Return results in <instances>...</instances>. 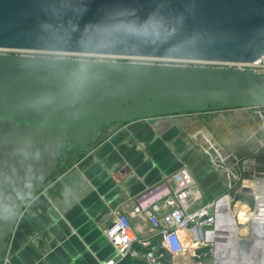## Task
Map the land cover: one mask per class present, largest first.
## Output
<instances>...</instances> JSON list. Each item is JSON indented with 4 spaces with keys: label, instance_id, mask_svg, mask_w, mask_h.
I'll use <instances>...</instances> for the list:
<instances>
[{
    "label": "water",
    "instance_id": "1",
    "mask_svg": "<svg viewBox=\"0 0 264 264\" xmlns=\"http://www.w3.org/2000/svg\"><path fill=\"white\" fill-rule=\"evenodd\" d=\"M0 48L264 63V0H0ZM211 104L264 105V69L0 54V264L64 149Z\"/></svg>",
    "mask_w": 264,
    "mask_h": 264
},
{
    "label": "crops",
    "instance_id": "2",
    "mask_svg": "<svg viewBox=\"0 0 264 264\" xmlns=\"http://www.w3.org/2000/svg\"><path fill=\"white\" fill-rule=\"evenodd\" d=\"M254 122L259 125L247 110L221 106L111 124L56 178L37 183L7 238L6 264L116 260L117 249L104 235L116 212L130 219L139 241L115 264H148L150 251L162 252L164 264H220L219 248L233 240L227 217L243 206L239 199L252 196L242 191L243 183L261 176L258 156L245 147L259 132ZM182 167L194 178L196 197L189 208L216 201L217 223L201 226L197 237L180 229L184 249L172 255L161 248V235L147 217L134 210L154 207L157 215L164 213L173 190L171 175ZM254 187L259 190L258 181Z\"/></svg>",
    "mask_w": 264,
    "mask_h": 264
},
{
    "label": "built area",
    "instance_id": "3",
    "mask_svg": "<svg viewBox=\"0 0 264 264\" xmlns=\"http://www.w3.org/2000/svg\"><path fill=\"white\" fill-rule=\"evenodd\" d=\"M0 50H20L0 48ZM22 51H38L46 53L44 56L70 58L67 55L75 54L70 52L44 51V50H22ZM88 55V54H85ZM92 55V54H89ZM110 56L115 61L117 59H128L127 61L140 62V60H167L165 58L156 57H141V56ZM168 64L185 65V66H201V67H222L228 69H243L250 72H261L264 69L262 58H258L249 62L235 61H196L194 63H184L178 59H172ZM150 63V62H145ZM154 63V62H153ZM205 63V65H197ZM166 64V63H165ZM241 109L251 112L257 119L261 131L264 133V105L237 106ZM232 108V107H230ZM261 147L264 146V140L261 141ZM261 176L254 177L249 183H243L242 191L246 194H251L254 197L252 211L248 218V237L246 239H255L254 229L260 227L263 232V246L259 251L258 262L264 264V174L259 172ZM173 190L165 201L167 210L161 215H157L156 209L153 207L141 208L137 207L134 210L135 214H142L147 217L153 229L157 230L161 235V248L172 255L180 253L184 249V245L179 237L178 231L186 229L192 236L197 237L199 234L197 228L201 226H212L217 223L215 212L208 213V208L216 205V201H211L208 205L199 206L194 209L189 208L190 201L194 200L192 195V187L194 178L191 173L182 167L176 170L172 175ZM259 182V190L255 189V182ZM245 185V186H244ZM196 197V196H195ZM104 235L117 249L118 259L109 260L105 264H115L123 260L128 253L131 252V247L134 242L139 241L136 233L133 230L130 219L123 213L116 212L112 223L104 230ZM148 264H164L162 252L146 253ZM1 264H6L5 258ZM188 264H202L201 261L193 260Z\"/></svg>",
    "mask_w": 264,
    "mask_h": 264
},
{
    "label": "rangeland",
    "instance_id": "4",
    "mask_svg": "<svg viewBox=\"0 0 264 264\" xmlns=\"http://www.w3.org/2000/svg\"><path fill=\"white\" fill-rule=\"evenodd\" d=\"M72 53V52H71ZM0 54H17V55H33V56H44L46 53L44 52H38V51H22V50H0ZM70 58H79V59H98V60H113L112 57L110 56H97V55H85L83 53H75L71 55H67ZM167 60H140V62H150V63H170L172 62L171 60L174 58H165ZM175 59L181 60L184 63H194L196 61H205L206 59H196V58H184V57H177ZM121 61H127L128 59H117ZM197 65H205V63H198ZM221 106H227V107H233L236 108L235 106L231 105H224V104H211L208 109H216ZM239 108V107H237ZM257 122L255 124L254 122V128L258 129ZM110 126V125H109ZM108 126L102 127L99 129V132L97 135L93 138V140L90 142V146L92 147L96 142H98L101 138L105 136L107 133ZM258 139L264 140V133L261 131L259 127V132H257L255 138L250 141L252 145L245 146L246 149L250 148V151L254 150V156H258L259 159V169L260 172L264 174V146L261 147V144L258 142ZM85 153L84 150H78L76 146L66 148L62 151L61 155V164L56 168L54 172L51 174L43 177L42 179L37 180V178L33 177L32 180V187L31 191L26 197L24 203L27 201V199L32 195V193L35 192L36 189H38L37 183L38 182H43L44 184H47V182L53 180L56 178L61 172H63L69 165H71L74 161H76L81 155ZM260 188V187H259ZM244 199H239L240 203L243 204L240 205L239 207H235V213L233 216L227 217L229 220V234L232 236L231 240L232 242L228 243V246L220 247L219 248V263L220 264H238V258L245 260L246 264H257L253 263L251 260H253L252 257H254V253H251L255 250L256 248V240L260 237L259 235V227L256 226L254 229V237L255 239H246L248 236V224L249 222L247 221L249 216H250V211H252L253 207V202H254V197L253 196H246L243 197ZM242 206V209H241ZM250 208H249V207ZM241 209V210H239ZM238 210V211H237ZM208 213H212V207L208 208ZM234 217V218H233ZM235 221V222H234ZM235 223H239V226L235 225ZM231 239V238H230ZM239 249L243 250L244 252H248L250 255L242 256L241 254L239 255ZM239 255V256H238ZM252 256V257H251Z\"/></svg>",
    "mask_w": 264,
    "mask_h": 264
},
{
    "label": "bare ground",
    "instance_id": "5",
    "mask_svg": "<svg viewBox=\"0 0 264 264\" xmlns=\"http://www.w3.org/2000/svg\"><path fill=\"white\" fill-rule=\"evenodd\" d=\"M71 53V52H70ZM72 53H78V52H72ZM248 221V220H247ZM259 234H260V239H258V240H256V248H255V250L253 251V252H251V253H254L253 255H254V257H252L253 258V260H252V262L253 263H257V264H260L259 262H258V255H259V251L261 250V248H262V246H263V232H262V229L259 227V232H258ZM242 255V256H246L247 254H249L248 252H244L243 250H240L239 249V255ZM238 255V256H239ZM238 264H246L245 263V260H242V259H240V258H238Z\"/></svg>",
    "mask_w": 264,
    "mask_h": 264
},
{
    "label": "trees",
    "instance_id": "6",
    "mask_svg": "<svg viewBox=\"0 0 264 264\" xmlns=\"http://www.w3.org/2000/svg\"><path fill=\"white\" fill-rule=\"evenodd\" d=\"M229 106H231V105H229ZM235 107H237L236 105H234Z\"/></svg>",
    "mask_w": 264,
    "mask_h": 264
}]
</instances>
